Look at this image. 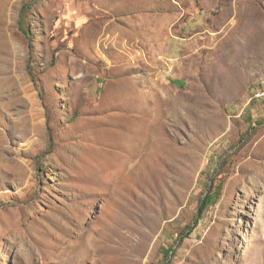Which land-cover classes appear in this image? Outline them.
Listing matches in <instances>:
<instances>
[{
  "label": "rangeland",
  "instance_id": "obj_1",
  "mask_svg": "<svg viewBox=\"0 0 264 264\" xmlns=\"http://www.w3.org/2000/svg\"><path fill=\"white\" fill-rule=\"evenodd\" d=\"M263 93L264 0H0V264H264Z\"/></svg>",
  "mask_w": 264,
  "mask_h": 264
},
{
  "label": "bare ground",
  "instance_id": "obj_2",
  "mask_svg": "<svg viewBox=\"0 0 264 264\" xmlns=\"http://www.w3.org/2000/svg\"><path fill=\"white\" fill-rule=\"evenodd\" d=\"M240 54L243 58H245L247 57L248 52L241 51ZM154 127L155 125L152 122H149L148 128L146 126L148 130L145 128L146 133L143 135V137H141L142 140L144 138V142L140 140L143 142V149H141L140 145V149L135 147L132 138L128 139L126 146L129 150L121 157V161L117 165V170L113 171L112 164H110L108 159H104L101 167V171L104 173L103 180L113 183L118 190L117 192L130 194L131 191L135 187L139 186L145 179H153L159 175L162 161L174 157L173 147L165 140V138L163 139V137L159 136L158 131H154ZM130 148L132 151H130ZM137 153L139 154L140 161L135 163L134 160L137 158ZM105 154L108 155L107 153ZM149 156H154L155 159L148 160L141 164V161L145 157L149 159ZM145 167L146 172L144 173L142 169ZM110 226L111 222L104 221V227L106 229H109ZM79 246L80 248L75 252L74 255L76 264H83V262L86 261L85 256L87 254H90V256L97 261L101 260V246L98 244V242L95 243V240L92 241L82 238Z\"/></svg>",
  "mask_w": 264,
  "mask_h": 264
},
{
  "label": "trees",
  "instance_id": "obj_3",
  "mask_svg": "<svg viewBox=\"0 0 264 264\" xmlns=\"http://www.w3.org/2000/svg\"><path fill=\"white\" fill-rule=\"evenodd\" d=\"M206 206H207V204H206V200L203 199V200H202V203H201V205H200V207H199V212H200L199 216H201V214L204 212ZM196 220H198V218H196ZM181 240H183V238H181ZM169 254H170V251L168 252V255H169Z\"/></svg>",
  "mask_w": 264,
  "mask_h": 264
},
{
  "label": "built area",
  "instance_id": "obj_4",
  "mask_svg": "<svg viewBox=\"0 0 264 264\" xmlns=\"http://www.w3.org/2000/svg\"><path fill=\"white\" fill-rule=\"evenodd\" d=\"M259 96H261V95H264V93L263 94H258Z\"/></svg>",
  "mask_w": 264,
  "mask_h": 264
}]
</instances>
